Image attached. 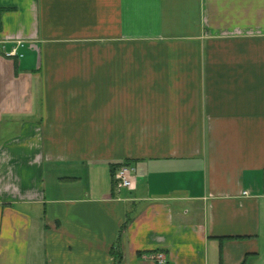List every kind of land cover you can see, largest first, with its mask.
<instances>
[{
    "label": "crops",
    "instance_id": "0c3cea01",
    "mask_svg": "<svg viewBox=\"0 0 264 264\" xmlns=\"http://www.w3.org/2000/svg\"><path fill=\"white\" fill-rule=\"evenodd\" d=\"M159 256L264 264V0H0V264Z\"/></svg>",
    "mask_w": 264,
    "mask_h": 264
},
{
    "label": "built area",
    "instance_id": "2783aa9c",
    "mask_svg": "<svg viewBox=\"0 0 264 264\" xmlns=\"http://www.w3.org/2000/svg\"><path fill=\"white\" fill-rule=\"evenodd\" d=\"M135 169L130 165H120L117 167L112 175V185L116 191L121 190H133L135 186ZM243 195H247V192H244ZM158 258V264H164L163 260Z\"/></svg>",
    "mask_w": 264,
    "mask_h": 264
},
{
    "label": "trees",
    "instance_id": "16d2710c",
    "mask_svg": "<svg viewBox=\"0 0 264 264\" xmlns=\"http://www.w3.org/2000/svg\"><path fill=\"white\" fill-rule=\"evenodd\" d=\"M121 165H129V164H121ZM120 165H116V166H113L112 168H111V170H112V172H114V170L117 168V167H119ZM115 254V253H114ZM113 254V255H114ZM117 264H119V263H117Z\"/></svg>",
    "mask_w": 264,
    "mask_h": 264
}]
</instances>
